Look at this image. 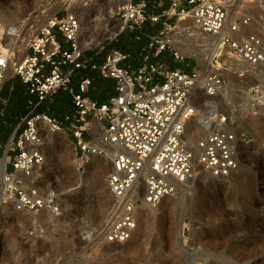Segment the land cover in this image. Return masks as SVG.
<instances>
[{
	"label": "built area",
	"instance_id": "built-area-1",
	"mask_svg": "<svg viewBox=\"0 0 264 264\" xmlns=\"http://www.w3.org/2000/svg\"><path fill=\"white\" fill-rule=\"evenodd\" d=\"M163 2L154 0L156 6ZM168 2L161 13H147L146 0H122L115 7L113 16L129 30L139 29L147 20L156 23L163 19L162 28L149 37L142 50L155 46L156 56L168 50L169 59L146 60L135 69L119 65L126 55L116 49L101 63L83 57L78 39L80 21L68 10L54 13L31 37L11 75L28 86L36 101L29 102L31 108L4 144L0 204L32 214L54 206L55 192L38 186V173L45 166L41 124L70 136L78 173L85 171L91 156L111 161L106 185L113 206L102 228L106 243H125L136 226L137 210L159 204L193 174L226 178L236 171L241 151L250 142L248 134L231 112L220 109V102L198 104L195 97L200 91L207 98H217L225 83L222 69L213 67L199 82L198 66L187 70L173 66L172 60L186 57L167 40L172 29L168 19L187 17L195 28L214 36L216 52L210 63L217 60L221 66L225 58L251 69L261 65L264 29L246 31L254 21L249 14L233 11V0ZM9 55V48L0 46V90ZM85 67L116 81L105 102L98 104L86 96L89 78L81 79L76 89L70 86L73 71ZM59 90L68 91L74 106L63 122L46 112H34L41 101Z\"/></svg>",
	"mask_w": 264,
	"mask_h": 264
},
{
	"label": "rangeland",
	"instance_id": "rangeland-1",
	"mask_svg": "<svg viewBox=\"0 0 264 264\" xmlns=\"http://www.w3.org/2000/svg\"><path fill=\"white\" fill-rule=\"evenodd\" d=\"M51 1L0 0V10L12 21L0 35V46L18 51L21 41L17 35L28 19L34 18L31 26L28 24L32 27L43 19L41 14L46 9L47 14H63L75 5L83 13L78 39L84 55L114 37L105 29L117 21L113 14L120 0H89L87 4V0H69L71 4L65 6L60 1L56 8ZM233 2V11L249 14L254 21L246 31L264 29L258 23L264 25V17L258 12L264 11V0ZM184 19L188 18L169 21L172 29L167 40L186 57L171 64L186 70L194 65L201 68L200 61L210 56L216 39L185 25ZM10 35L13 43H9ZM225 59L220 109L231 112L250 139L234 173L226 178L196 173L191 184L177 187L173 195L156 205L155 215L141 225L131 241L106 243L102 228L113 206L106 185L111 161L97 157L83 176L75 169L67 134L52 132L41 124L45 166L38 173V186L55 192L54 206L49 213L32 214L0 204V264H264V128L259 130L254 124L255 118L264 119L258 109L264 100V62L247 72L232 58ZM231 69L233 73L228 76ZM11 74L6 73V79ZM202 96L196 94L198 104L204 102ZM45 132L49 138L44 137ZM3 159L4 149L0 164ZM98 170L101 172L96 173ZM134 246L137 251L130 253Z\"/></svg>",
	"mask_w": 264,
	"mask_h": 264
},
{
	"label": "trees",
	"instance_id": "trees-1",
	"mask_svg": "<svg viewBox=\"0 0 264 264\" xmlns=\"http://www.w3.org/2000/svg\"><path fill=\"white\" fill-rule=\"evenodd\" d=\"M157 23H159V21ZM157 23L155 25H157ZM146 25L148 27V24ZM137 30L138 29L130 30V32L135 35L136 39H140L141 37L137 34ZM59 41L63 43L60 37ZM110 44L115 49L121 51L133 52V50H135V45L131 42L130 37L127 38L122 35H119V37L115 41L110 42ZM98 49L99 48L88 52L84 56L90 57L93 62L98 63L97 61H101L105 57L107 47L96 55L95 53ZM83 78L90 79V89L87 96L91 100L101 104L106 98H109V94H111L109 90L110 86L113 85V81L105 83L98 72L89 67H85L73 71L70 86L76 89L78 82ZM2 100H5V103H2ZM30 101L34 103L36 101V96L29 93L28 86L24 84L18 76L10 77L4 81L0 90V110L3 109V114L0 115V156L10 134L21 121V118L31 108L29 105ZM72 110L73 104L71 95L68 91L59 90L49 99L47 98L41 101L34 109V112H46L63 122L64 116ZM63 124H65V122Z\"/></svg>",
	"mask_w": 264,
	"mask_h": 264
},
{
	"label": "bare ground",
	"instance_id": "bare-ground-1",
	"mask_svg": "<svg viewBox=\"0 0 264 264\" xmlns=\"http://www.w3.org/2000/svg\"><path fill=\"white\" fill-rule=\"evenodd\" d=\"M51 1V0H50ZM64 2V3H62L64 6L65 5H70L71 4V2H69V0H52L51 1V6L53 5L55 8H56V5L58 4V3H60L61 4V2ZM122 0H120L119 2H121ZM220 1H222V0H220ZM49 7H50V5H49ZM49 7H47V8H49ZM57 7H58V5H57ZM70 7H71V9H70ZM69 7V9H70V12L71 13H74L77 17H78V19H80L81 17H82V15H83V13L82 12H78L79 10L78 9H80V8H78L76 5L75 6H70ZM54 8V9H55ZM51 9V8H50ZM48 9H46L45 11H44V13H42L41 15H43V19H41V21H39V22H36V23H34L33 25H32V27H29V26H31L30 25V23H32V21L34 20V18H32V19H30V21H29V19H28V24H29V26H28V24H26L24 27H22V26H20L21 28L19 29V34L17 35L18 37V39H20V41H21V43H20V45H18V51H16L15 52V50H14V48H11V50H10V55H9V59H8V65H7V68H6V72L5 73H10L12 70H13V68H14V66L24 57L23 55H24V53H25V47L27 46V44H28V42H29V40L31 39V37L36 33V29H37V27H41L46 21H47V19H49L51 16H52V14L51 13H49V14H47L46 13V11H47ZM13 11V10H12ZM69 11V10H68ZM110 11L112 12L113 11V8H110ZM258 12L260 13V14H262V16L264 17V11H263V9L261 10H259L258 9ZM12 14H14L13 12H12ZM11 14V15H12ZM5 15H7L6 13H4V12H2L1 10H0V35L2 34V33H4V31H5V29H7V28H9V23H11L12 21H9V19H8V17L7 16H5ZM9 16H10V12H9ZM251 16V15H250ZM187 18V17H186ZM39 19V18H38ZM254 19L255 20H257L256 19V17H254ZM40 20V19H39ZM82 22V21H81ZM257 22H258V20H257ZM183 23L185 24V25H188V24H190L191 25V27H193V24H191V20L190 19H184L183 20ZM262 27H264V25L261 23V22H258ZM11 26H13V25H11ZM10 26V27H11ZM28 26V29L26 28ZM14 28V27H13ZM38 28V29H39ZM203 33V32H202ZM204 34H206V33H204ZM208 35V34H207ZM211 36V35H210ZM209 36V37H210ZM15 37V36H14ZM212 37H214V36H212ZM13 41H14V38H13V35H10V37H9V43H13ZM89 42H87V44H88ZM23 44V45H22ZM7 45V44H6ZM12 45V44H11ZM8 48H10V47H8ZM17 48V47H16ZM216 52V50H215V47H214V49H213V51H212V53L210 54V56L206 59V61L205 60H201L200 62V64H201V68H199L198 67V69L200 70V72H201V75H200V79H199V82L202 80V77H203V75L205 74V73H207V72H209V71H211V69H213V67H219V68H221L222 69V72L224 73L225 72V70L222 68V66L220 65V62L219 61H217V60H214V61H212V64L210 63L211 62V57L213 56V54ZM264 62V61H263ZM241 68L243 69V71L244 70H246L247 72H249V71H251V70H249V69H251V68H248V67H246V66H241ZM229 72H228V76H231L230 74L232 73L230 70H228ZM226 72H227V69H226ZM225 72V73H226ZM227 75V74H226ZM221 91V93H223L222 91H223V88L220 90ZM199 93H202V92H200L199 91ZM220 93V92H219ZM204 96V95H203ZM202 96V97H203ZM218 96H219V94H218ZM217 96V98H215V99H210V98H207V97H203V99H204V102L202 103V104H210V103H213L214 101H221L222 99L221 98H219ZM262 97H264V96H261V98ZM264 99V98H263ZM260 100V99H259ZM223 102V101H222ZM221 103V102H220ZM201 104V105H202ZM258 109L260 110V111H263V114H264V100H260V103H259V105H258ZM260 118H261V116H260ZM258 119V118H255L254 119V124L257 126V128H259V130L260 129H262V127L264 128V119ZM42 125H44V124H42ZM41 125V126H42ZM44 128V127H43ZM47 131V130H46ZM44 132V131H43ZM263 132V131H262ZM46 133V136H44L45 138H49V133L47 134V132H45ZM188 133L192 136V133H193V131L192 130H190L189 129V131H188ZM264 133V132H263ZM42 135V134H41ZM43 137V138H44ZM44 138V139H45ZM262 140H264V139H262ZM96 156H91L90 158H89V162H88V164H87V167L85 168V171L83 172L84 174L86 173V171L88 170V168L91 166V165H93V162L96 160ZM5 163V158H4V160L2 161V164H1V167H0V175L2 174V170H3V164ZM110 165H111V162H110ZM99 167V166H98ZM97 167V168H98ZM111 167V166H110ZM110 167H108V169H110ZM99 169V168H98ZM94 170V169H93ZM96 170V169H95ZM94 170V171H95ZM100 170H101V167H100ZM100 170H98V171H96V173L97 172H99ZM90 172V171H89ZM101 172V171H100ZM93 173V172H92ZM203 173V172H202ZM84 174H82L83 176H86V174L84 175ZM89 174V173H88ZM83 176H81V179H84V177ZM91 178V177H90ZM196 178V173L195 174H193V177H191V178H189V179H186V180H184V181H182V182H180V183H178V185H177V187L178 188H181L182 186H187V185H189V184H191L193 181H194V179ZM177 189V188H176ZM176 191V190H175ZM175 193V192H174ZM173 193V194H174ZM172 194V195H173ZM171 196V195H170ZM158 205V204H157ZM155 211H156V205L155 206H151V205H144L143 207H141L140 209H138L137 210V213H136V218H137V223H136V226H135V228H134V230H133V232H132V234H131V236H130V238L127 240V241H131L139 232H140V227H141V225L142 224H144V223H147L148 222V220L149 219H151L154 215H155ZM40 212H43V213H49V209L48 208H44V209H42ZM126 241V242H127ZM126 244V243H125ZM137 247V246H136ZM133 249L132 250H130V253H135L136 251H137V249L135 248V246L134 247H132ZM138 248V247H137Z\"/></svg>",
	"mask_w": 264,
	"mask_h": 264
},
{
	"label": "crops",
	"instance_id": "crops-1",
	"mask_svg": "<svg viewBox=\"0 0 264 264\" xmlns=\"http://www.w3.org/2000/svg\"><path fill=\"white\" fill-rule=\"evenodd\" d=\"M132 1L137 2L140 0H132ZM153 1L154 0H146L148 13H161L163 10L167 9L169 6L168 0H164L163 4L160 6H156ZM118 4H119V2H116L115 7ZM102 5H103L102 7L104 9L107 7V5L104 3ZM168 21H170V19H168ZM162 22H163V19H161L159 21V23L156 22L157 25H155L156 23H151L149 20H147L137 30V34L140 35L141 38L136 39L135 35H133L129 29L123 28V22L120 20H117L114 22V24L110 25L107 29H105L106 33H112L114 35V37L112 38V40H110L108 43L102 45L101 47L95 46V49L99 48L95 54L97 55L98 53H100L101 50H103L104 48L107 47L106 55H105V57H106L112 50H115V48L110 44V42L115 41L119 37V35L120 36L122 35V36L127 37V38L130 37L131 42H133V44L135 45V50H133V52L119 50L120 52H122L123 54L126 55V58L119 62L120 66L129 68V69H135L136 67L143 64V62L146 60L149 62H153V61H157V60H167L169 58V51L168 50L161 52L157 56L154 54L155 46L152 47L151 49H147L146 51L142 50V48L147 45V43L149 41V37L158 33V31L162 28ZM146 24H148V27ZM116 50H118V49H116ZM83 57H85V56L83 55ZM105 57L101 61H97V62L98 63L103 62ZM145 57H147V58H145ZM66 68H68V66ZM96 72H98V71H96ZM102 78H103V81H105V83L113 81V85L110 86V90H109L110 93L112 94L114 92L116 81L112 78H104V77H102ZM89 89H90V85H89L88 91L86 92V96L89 93ZM111 94H109V95H111ZM106 100H107V98L105 99V101ZM105 101H103V102H105ZM2 103H5V100H2ZM73 109H74V106H73ZM67 138L69 139V141L71 143L70 136L68 134H67Z\"/></svg>",
	"mask_w": 264,
	"mask_h": 264
},
{
	"label": "water",
	"instance_id": "water-1",
	"mask_svg": "<svg viewBox=\"0 0 264 264\" xmlns=\"http://www.w3.org/2000/svg\"><path fill=\"white\" fill-rule=\"evenodd\" d=\"M110 39H112V38H110ZM95 46H97V45H95Z\"/></svg>",
	"mask_w": 264,
	"mask_h": 264
}]
</instances>
